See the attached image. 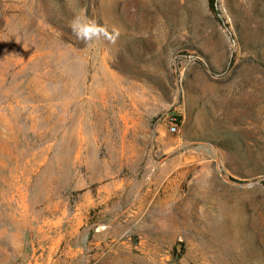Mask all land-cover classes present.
Wrapping results in <instances>:
<instances>
[{
    "label": "rangeland",
    "instance_id": "1",
    "mask_svg": "<svg viewBox=\"0 0 264 264\" xmlns=\"http://www.w3.org/2000/svg\"><path fill=\"white\" fill-rule=\"evenodd\" d=\"M0 264H264V0H0Z\"/></svg>",
    "mask_w": 264,
    "mask_h": 264
},
{
    "label": "clouds",
    "instance_id": "2",
    "mask_svg": "<svg viewBox=\"0 0 264 264\" xmlns=\"http://www.w3.org/2000/svg\"><path fill=\"white\" fill-rule=\"evenodd\" d=\"M69 27L76 39L89 47L103 42L115 45L120 35L118 30L113 29L110 31L107 26L86 15L74 16Z\"/></svg>",
    "mask_w": 264,
    "mask_h": 264
},
{
    "label": "built area",
    "instance_id": "3",
    "mask_svg": "<svg viewBox=\"0 0 264 264\" xmlns=\"http://www.w3.org/2000/svg\"><path fill=\"white\" fill-rule=\"evenodd\" d=\"M175 129H176V128H175L174 124L171 123V124H170V131H175Z\"/></svg>",
    "mask_w": 264,
    "mask_h": 264
}]
</instances>
